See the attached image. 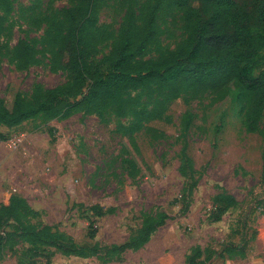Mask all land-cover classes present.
<instances>
[{
	"label": "rangeland",
	"instance_id": "obj_1",
	"mask_svg": "<svg viewBox=\"0 0 264 264\" xmlns=\"http://www.w3.org/2000/svg\"><path fill=\"white\" fill-rule=\"evenodd\" d=\"M140 1L108 0L95 26L119 28ZM36 5L13 0L12 12L0 13V98L7 108L17 95L35 101L36 83L50 88L69 78L49 69L45 27L34 26L28 12ZM68 6V0H51L50 9ZM19 40L45 56L44 63L16 69L8 56ZM181 40L167 22L149 56L166 54ZM110 51L108 42L88 62L102 67L99 60ZM252 73L264 76V48ZM78 82L81 94L62 97V106L88 92L90 81ZM137 126L131 116L106 109L66 119L41 113L0 125V232L9 235L0 264H264V84L252 91L233 82L200 99L179 96L146 124L152 130ZM12 198L24 203L9 214L2 207ZM94 204L113 211L93 215L88 208ZM161 213L170 218L119 261L65 256L20 235L24 225L49 226L85 243L92 225V241L121 244L138 238L144 220Z\"/></svg>",
	"mask_w": 264,
	"mask_h": 264
},
{
	"label": "trees",
	"instance_id": "obj_2",
	"mask_svg": "<svg viewBox=\"0 0 264 264\" xmlns=\"http://www.w3.org/2000/svg\"><path fill=\"white\" fill-rule=\"evenodd\" d=\"M190 1L136 2L120 27L114 28L95 26L97 12L108 5V0H68L70 6L60 10L50 9L51 0L44 6L37 0L28 12L34 26L45 27L43 43L49 53V69L68 72L69 78L50 88L34 84L38 98L25 101L17 95L11 108L0 98V125L12 127L41 113L66 119L76 113L106 109L118 117L131 116L137 127L152 130L146 124L159 119L179 96L200 99L218 94L233 82L252 91L263 85L264 76L256 77L252 71L264 48V0H197V7ZM12 3L13 0H0V13L10 14ZM167 22L175 24L182 40L166 54L149 56ZM3 30L0 21V33ZM108 42L111 51L99 60L102 67L88 62ZM8 57L19 70L45 61V56H38L26 40H19ZM79 80L90 81L88 92L80 100L62 106V97L81 94ZM261 182L264 184V150ZM23 203L12 198L2 209L12 214ZM88 210L99 217L113 211L99 204ZM169 218L165 213L148 217L138 238L114 245L92 241L96 231L92 225L90 241L85 243H77L49 226L30 229L24 225L20 235L65 256H102L106 261H119L126 250L142 247L150 232ZM7 236L0 232V255Z\"/></svg>",
	"mask_w": 264,
	"mask_h": 264
}]
</instances>
